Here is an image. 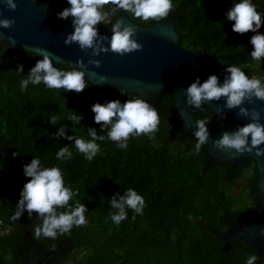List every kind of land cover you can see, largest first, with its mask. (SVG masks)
Listing matches in <instances>:
<instances>
[{"label":"trees","instance_id":"16d2710c","mask_svg":"<svg viewBox=\"0 0 264 264\" xmlns=\"http://www.w3.org/2000/svg\"><path fill=\"white\" fill-rule=\"evenodd\" d=\"M237 2L172 0L168 16L177 10V30L183 45L193 44L206 53H234L250 44L255 34L241 35L232 30L234 22L226 19V11ZM252 2L264 20V0ZM66 7H70L67 0H49L50 10ZM121 12L137 24L156 22ZM38 59L42 58L33 53L10 52L7 43L0 41V264H26L19 254L25 232L37 240L34 231L42 224L35 213L29 217L26 211L20 219H12L20 191L30 179L24 175L23 165L33 157L40 159L42 167L60 168L65 186L79 193L69 204L74 207L79 201L88 209L86 225L74 226L70 233L58 234L56 239L41 236L37 240L49 247L68 238L67 248L51 264H246L251 255L258 256L255 264H264V250L258 253L236 241L226 249L225 240L210 230H225L228 216L248 220L261 212L252 158H243L234 168L223 160L209 162L205 145L199 154H193L196 138L181 136L180 121L168 114L171 94L162 96L163 108L157 110L160 123L154 138L131 136L126 148H118L107 138L109 129L101 131L95 123L91 107L116 99L123 103L137 95H121L115 88L90 83L80 94L48 89L43 83L29 84L26 91H21V80L27 78ZM18 65H23L22 73L16 71ZM55 67L73 70L69 64ZM247 72L251 76L252 71ZM73 110L83 114L80 125L66 119ZM53 115L59 117L56 125L49 124ZM65 125L67 135L86 141L91 139L88 127L105 136L103 141H96L101 151L92 161L77 151L74 141L52 136ZM65 145L73 157L58 160L56 153ZM129 188L143 196L146 206L142 215L127 209V219L117 226L109 216L116 211L109 199Z\"/></svg>","mask_w":264,"mask_h":264},{"label":"clouds","instance_id":"9594fccd","mask_svg":"<svg viewBox=\"0 0 264 264\" xmlns=\"http://www.w3.org/2000/svg\"><path fill=\"white\" fill-rule=\"evenodd\" d=\"M3 3L10 10L17 8L15 0H3ZM67 3L70 7L57 13L60 19L72 18L74 31L66 35L64 44L77 43L79 48L85 52L91 49L90 58L87 63L82 58L78 59L73 65V70L65 71L54 66L53 53L43 49L39 52L25 49L43 58L38 59L30 68L26 75L27 78L21 80V91H26L29 84L43 83L48 89H64V92L80 94L90 86L85 79L84 69L88 65L100 67L101 64L100 60L91 57L109 51L124 56L139 51L143 47L134 38L137 30L133 25L126 23L123 18L113 22L112 17H116L122 10L143 21H162L173 9L172 0H67ZM106 6H111L109 11H104ZM226 19L234 22L232 30L235 33L241 35L248 32L255 33L249 41L253 46L250 56L254 61H261L264 58V34L260 33L259 29L264 24V20L252 0H239L237 3H232L226 11ZM13 24H15L14 18L0 19V27L7 29ZM99 24L111 26V37L100 34L97 27ZM105 41L108 42L107 46ZM55 59L57 62L60 60L59 57ZM16 71L22 73L23 65H18ZM223 72L225 75L222 83L216 74H210L202 83L197 77L185 89L186 103L199 109L201 105L213 100L219 101L223 97L225 103L213 111L224 117V109H238L237 115L249 117L250 122L243 126L238 125L235 131L223 132L220 138L212 141L213 148L228 152L233 158L245 152L252 153L253 150L257 156L264 155V148L260 147L264 144V123H261V114L255 108L249 109L244 106L245 101L252 104L254 98L264 100V82L255 77L250 79L235 65H228ZM120 94L125 95V91L121 89ZM91 110L95 114V123L101 126V131L109 129L107 138L121 149L127 147L131 136L148 135L149 138H154L155 132L158 131L160 123L158 112L142 98L127 99L123 103L119 99L110 100L104 104L97 102L92 105ZM83 118V114H77L75 110L66 117L72 125H80ZM58 119L56 115L51 116L49 124L56 125ZM195 123L196 144L193 154H199L202 146L206 145L210 138L209 120L200 119ZM67 128V125L59 127L55 133H52V136L70 142L74 141L77 151L82 153L88 161H92L101 151L96 141H103L105 136L98 135L95 128L88 127V135L91 139L86 141L74 135H67ZM13 155L15 156L16 153ZM72 157L73 153L68 145L61 147L56 153L58 160H71ZM23 173L30 179L20 191L17 210L12 219H20L25 211L29 217L35 213L42 220V224L34 231L37 240L41 236L56 239L58 234L70 233L74 226L80 227L87 224L86 205L79 201H76L74 207L69 204V201L79 193L65 186L60 168L42 167L40 159L33 157L30 163L23 165ZM109 203L116 210L109 213V216L117 226L127 219V209L142 215L146 206L143 196L132 188L127 189L122 195L116 192L109 199ZM58 208H67V210L58 212ZM261 234L264 235V229H261ZM257 259V255H251L246 264H255Z\"/></svg>","mask_w":264,"mask_h":264},{"label":"water","instance_id":"95a60500","mask_svg":"<svg viewBox=\"0 0 264 264\" xmlns=\"http://www.w3.org/2000/svg\"><path fill=\"white\" fill-rule=\"evenodd\" d=\"M15 2L17 8L10 10L3 0H0V19H15V24L11 28L0 27V41L7 43L10 52H28L25 49L39 52L43 49L54 54V66L65 64L73 66L81 58L87 63L91 49L85 52L79 48L77 43L64 44L66 35L74 31L71 17L58 18L57 13L60 11L50 10L49 0H15ZM120 18L136 28L134 38L143 45L142 49L124 56L109 51L91 57L100 60L101 64L100 67L88 65L84 69L86 81L94 87L123 89L125 92L137 95L138 98L145 99L156 109L162 108L161 97L164 94H171L173 106L169 115L180 121L185 134L194 137L196 123L191 112L200 111L207 115L209 113L205 105H201L199 109L187 105L185 89L197 77L202 83L210 74L218 75L222 83L225 75L223 69L228 65L236 66L239 61L250 55L253 46L250 44L239 52L226 54L217 50L206 53L203 48L195 49L193 44L183 45L180 40L181 34L177 30V10L173 11L171 17L168 16L162 21L148 25L137 24L122 12L113 18V22ZM98 30L102 35L109 37L112 35L110 25L103 24L98 27ZM107 44L108 42L105 41L106 46ZM55 57L60 58L59 62ZM224 103L225 99L222 97L219 101L213 100L206 104L212 110L210 115L216 118V126L210 132V138L205 145L209 162L223 160L235 166L241 162L243 157L252 158L258 175L255 188L261 195L262 209L256 217L248 220L228 216V226L225 230L220 231L213 227H210V230L225 240L226 249L231 241H236L248 249L261 253L264 250V235L261 234V229H264V155L257 156L253 150L252 153L245 152L233 158L228 152L213 148L212 141L220 138L223 132L235 131L238 125L243 126L250 122L249 117L237 115L238 109H224V117L213 111ZM244 106L259 111L261 123H264V100L254 98L252 104L245 101ZM260 147L264 148V144ZM25 237L35 249H39L45 255L55 254L54 251L60 250L68 241V238H65L45 247L29 232H25ZM39 263V261L33 263L30 257L26 264Z\"/></svg>","mask_w":264,"mask_h":264},{"label":"flooded vegetation","instance_id":"af4514ba","mask_svg":"<svg viewBox=\"0 0 264 264\" xmlns=\"http://www.w3.org/2000/svg\"><path fill=\"white\" fill-rule=\"evenodd\" d=\"M261 27H262V32L261 33L264 34V25H262ZM249 45L250 44L244 45L242 47V49L244 47L249 46ZM242 49H240V50H242ZM239 51H236V52H239ZM236 52H234V53H236ZM221 53H226V52H221ZM234 53H226V54H234ZM236 66L239 67L242 71H244L245 74L250 79L253 78V77H255V78L260 79L262 82H264V58H262L261 61H254V60H252L251 56L248 55L243 60L239 61L236 64ZM248 70L249 71L250 70L252 71L251 72V76L248 75V72H247ZM161 99H162V97H161ZM161 106L163 108V105H161ZM172 106H173V101H172ZM205 106H206V110L209 113L208 115L207 114H204V113H202L200 111H193V112H191V116L193 117L194 121L200 120V119H207V120H209L208 128H209V131L211 132V131L214 130V128L216 126V118L213 115H210L211 112H212L211 108L209 106H207L206 104H205ZM171 109H172V107H171ZM171 109L168 111V114L171 111ZM156 110H160V109H156ZM184 135H186V134L184 133V130L182 129L181 136H184ZM243 158H245V157H243ZM238 165H235V166L232 165V166L235 168ZM66 248H67V243L64 244L61 247L60 250H55L54 251L55 254L45 255V254L41 253L39 249H35V247L32 245V243L29 242L26 239V237H25L24 242H22V244L20 245L19 254H21L23 257H25L26 263L28 262L29 258L32 257V262L33 263H36L37 261H39L40 262L39 264H51L52 262H54L55 257L58 256L60 253H62Z\"/></svg>","mask_w":264,"mask_h":264}]
</instances>
